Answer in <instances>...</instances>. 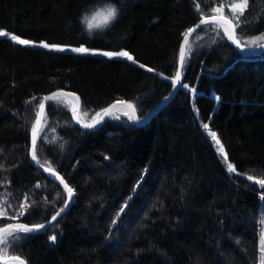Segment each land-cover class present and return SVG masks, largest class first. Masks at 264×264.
I'll list each match as a JSON object with an SVG mask.
<instances>
[{"label": "trees", "instance_id": "16d2710c", "mask_svg": "<svg viewBox=\"0 0 264 264\" xmlns=\"http://www.w3.org/2000/svg\"><path fill=\"white\" fill-rule=\"evenodd\" d=\"M233 2L0 0V30L33 42L0 37V226L43 224L66 202L29 156L44 95L77 93L84 120L119 99L144 118L173 88L184 33L219 6L232 18ZM108 5L116 19L90 31L82 17ZM234 22L237 39L252 46L264 33V0H248ZM41 43L125 50L136 62ZM186 52L188 87L144 124L122 115L84 130L65 100L47 104L37 160L65 179L72 203L46 231L10 238L7 254L27 264H258L264 190L247 177L264 179V52L238 51L216 23L197 28Z\"/></svg>", "mask_w": 264, "mask_h": 264}, {"label": "snow or ice", "instance_id": "6c2138e0", "mask_svg": "<svg viewBox=\"0 0 264 264\" xmlns=\"http://www.w3.org/2000/svg\"><path fill=\"white\" fill-rule=\"evenodd\" d=\"M197 7H199V5ZM228 7L231 9L232 19H229L228 17L223 15V6H221L219 8L213 9L214 13H220V15H210V16L204 15L200 19V24L196 25L195 28H189L184 33V44H182L180 47V65H181V68L176 71L175 79L172 80L173 87H185V88L188 87L187 85L181 83V81H182L181 69L183 68V66L185 64V57L187 55L185 46L188 45L189 36L196 30V28H200L202 25L210 24L212 22L223 21L225 24L228 25V27H225L223 29V34L226 35L227 38L229 40H231L234 44H236L237 47H239V48L244 47V45L241 43V41L239 39H237V37H236V29L238 27V24H234L233 20L239 21V19L243 16L245 9L248 7V0H236V2H233ZM117 15H118V9L112 5H108L103 10H97V11L92 12L91 15L83 16L82 22L86 23L87 28L91 31L92 29L101 27L102 25H108L110 22H112L116 19ZM8 35L9 34L7 32L0 31V37H7ZM10 38L12 41H15L16 43L21 44V45H31L33 43L32 41H29V40L20 39L16 35H12ZM262 40H264V35H262L259 38H253V39L249 40L248 44L249 45H257V46H264V45H261L259 43V41H262ZM42 46L45 48L50 47V45H48L46 43H42ZM51 47H56V46L52 45ZM60 50H63V49H60ZM72 51H75L78 53H87V52H89V49L84 48V47H80V48H73ZM187 51H191V49L188 48ZM103 55L108 56V57H125L129 61H133L134 63L136 62L134 60V57L132 55H130L127 51L104 52ZM140 67H145V66L140 65ZM148 71H154V70L149 68ZM59 95H61V94L53 93V95L51 97H46L45 99H48V100L55 99ZM76 99H77V101H79L78 97ZM217 99H219V98H217ZM120 103H123V102L121 101ZM44 107H45V105L43 103H41V105H40L41 110H43ZM128 107L132 109L133 114L132 115H129L128 113H124V114L129 115L130 120H136L137 117L134 114L135 113L134 107L131 104H129ZM110 114H111L110 109L106 108L103 110V115L101 113H97L96 116L93 117L92 122L84 124V127L91 128L95 124H98L101 120H103L104 116H107ZM39 115L40 114H38L37 124H39ZM85 115H87V114H85ZM203 127L205 129H208L207 124H204ZM210 135H211L212 139L216 142V144L219 145L217 150L222 155H224V159H225V161H227V154L224 153L223 145L220 143V140L218 139L216 133L210 132ZM37 136H38L37 126L33 125V154H32V159L34 161H37V163L39 164V161L37 160V156H36V151H35ZM40 166L44 167V165H40ZM227 167H228V170L230 172L236 171L235 167L231 163H228ZM45 170L52 173L53 175H55V178L58 179L60 181V183L64 185V188L67 191L68 197H69V199H71V197L73 195V189L68 187V185L64 182L63 178L59 177V175L55 173L54 169H52L50 165ZM247 179L249 181H254L256 184H259L261 186V189L264 190V179H257L254 176H248ZM261 198L264 199V197H261ZM27 207H28L27 204L21 205L22 210L19 213L20 216L25 215L24 210ZM61 211H63V209ZM120 211L123 212L124 209L122 208ZM59 215H60V213L57 212L56 215L52 217V220L55 221L57 216H59ZM113 223H115V221H113ZM261 224L264 225V218H262ZM46 227H47V225H45V224H37V225L31 226V227L26 226L24 224H18V225H9L7 229H0V259H3L4 264H8L9 261H14L15 264H25V262L23 260H21L19 257H7V252L9 250V247H8L9 239L10 238L12 240L23 239L24 237L19 235L20 233L29 234V233H32L34 231H39L41 229H45ZM50 239L55 240L56 237L53 236ZM261 243H262V246H264V228H262ZM262 259H264V257H262Z\"/></svg>", "mask_w": 264, "mask_h": 264}, {"label": "water", "instance_id": "95a60500", "mask_svg": "<svg viewBox=\"0 0 264 264\" xmlns=\"http://www.w3.org/2000/svg\"><path fill=\"white\" fill-rule=\"evenodd\" d=\"M211 15H220V14H211ZM210 16V15H209ZM227 17V16H226ZM229 19H232L230 17H228ZM201 19V18H200ZM200 19L191 27V28H195L196 25L200 24ZM219 22H222L224 23L223 21H219ZM233 23L235 24L234 20H233ZM225 24V23H224ZM227 27L228 25L225 24ZM197 29V28H196ZM231 30V29H230ZM191 36V35H190ZM189 36V38H190ZM236 37H237V31H236ZM189 41V40H188ZM231 41V40H230ZM232 45L240 52L244 53V54H249V55H254V54H259L261 52H264V46H252V47H243V48H239L236 46V44H234L232 41H231ZM184 44V37L182 39V42H181V45ZM261 45H264V43H262ZM187 46V45H186ZM185 46V47H186ZM181 47V46H180ZM181 68V65H180V50H179V56H178V60H177V70ZM182 71V69H181ZM179 87H173L172 90L163 98L160 100V102H158V104L144 117V118H140L139 115H138V112H137V109L134 105V103L130 100H124V99H119V100H115L113 102H111L109 105H107L104 109H110L111 113H112V110L114 108V106H117V105H124L126 107H128L129 104H131L134 109H135V116L137 117V119L135 120V123L138 124V125H141V124H144L146 122H148L152 117L153 115L177 92ZM53 93H58V94H64V95H71V96H74V97H78L79 98V101H77V106L74 110V113L72 114L73 115V120L74 122L81 128V129H84V130H94L98 127H100L102 124H104L106 122V120L110 117V115H107V116H104L103 120H101L98 124H95L93 127L91 128H88V127H84V124L80 122V119H79V114H80V111H81V108H82V100H81V97L75 93V92H72V91H69V90H63V89H57V90H54L52 91L51 93H48L46 95L43 96L42 98V101L41 103H43L45 105L44 109L41 110L40 106H39V109H38V112H37V115H36V119H35V124L37 126V132H38V135H39V131H40V128H41V125H42V121H43V118H44V114H45V109H46V106L47 104L52 100H48V99H45L46 97H51L53 95ZM123 102V103H120V102ZM40 103V105H41ZM129 108V107H128ZM130 111L132 112V109L129 108ZM38 114L39 115V124H37V119H38ZM133 114V113H132ZM38 137V136H37ZM32 154H33V131H32V135H31V140H30V150H29V156L31 158V160L33 161V163L40 169L42 170L43 172L49 174L54 180H56L61 186L62 188L64 189V191L66 192L67 194V191L66 189L64 188V185L60 183V181L58 179L55 178V175H53L52 173L46 171L45 169L47 168L46 166L44 167H41L40 164L37 163V161H34L32 159ZM56 174L59 175V177L63 178L56 170H54ZM144 177V176H143ZM64 182L67 184V182L65 181V179L63 178ZM68 185V184H67ZM69 187V185H68ZM73 196V195H72ZM72 203V197L71 199H69L68 197V194H67V198H66V202L64 203V205L61 207V209H59L57 212L60 213L59 216H57L56 220L53 221L52 220V217L56 215V213L45 223V225H47V227L45 229H41L39 231H34L32 233H35V232H44L46 231L52 224H54L67 210L68 208L70 207ZM63 209V211H61ZM18 224H24V223H20V222H12V223H7L5 225H2L0 226V229H7L9 225H18ZM26 226H34V225H29V224H24ZM37 225V224H35ZM7 257H19L21 260H23L25 262V264H27V262L20 256L18 255H15V254H7ZM9 262H12V261H9ZM0 263H4L3 259H0Z\"/></svg>", "mask_w": 264, "mask_h": 264}, {"label": "rangeland", "instance_id": "374dc122", "mask_svg": "<svg viewBox=\"0 0 264 264\" xmlns=\"http://www.w3.org/2000/svg\"><path fill=\"white\" fill-rule=\"evenodd\" d=\"M225 6H226V5H225ZM219 7H221V6H219ZM219 7H217V8H219ZM223 8H224V7H223ZM213 14H220V13H213ZM90 15H91V14H90ZM209 15H211V14H209ZM223 15L226 16L224 13H223ZM227 17H228V16H227ZM212 23H216V24L220 25L223 29H224L225 27H227V26H226L224 23H222V22H212ZM0 31L7 32V31H5V30H0ZM7 33L9 34L8 36H12V35H13V34H11V33H9V32H7ZM262 35H264V33H262L261 35H259V36L256 37V38H259V37H261ZM259 43H260V44L264 43V40L259 41ZM38 45H42V43H41V44H38ZM50 46H52V45H50ZM54 46H56V47H53L54 49H64V50H67V49H73V48H80V47H84V48H86L85 46L73 47V46H68V45H57V44H54ZM252 46H257V45H252ZM252 46H244V47H252ZM87 49H89V52L99 53V54H103L104 52H119V51L97 50V49H90V48H87ZM121 51H125V50H121ZM129 54H130V53H129ZM130 55H131V54H130ZM107 57H108V56H107ZM115 58H125V57H115ZM125 59H127V58H125ZM60 94H61V93H60ZM55 99H62V100H65L67 103H69V104L72 106V114L74 113V110H75V108H76V106H77V99H76V97L71 96V95H64V94H61V95H59V96H58L57 98H55ZM55 99H52V100H55ZM103 110H104V109H103ZM103 110H100V111H98L97 113H101V114L103 115ZM97 113H95V114L93 115V117L96 116ZM124 113H128L129 115H132V112L130 111V109H129L128 107H126V106H124V105H117V106H114V108H113V110H112V113L110 114V117H109V118H110V119H113V120H116V119H119L122 115H125ZM129 115H125V116H127V117L129 118ZM93 117H92L90 120H84L83 115H81V111H80L79 119H80V122L83 123V124L91 123ZM130 121L135 122V120H130ZM204 129H205V128H204ZM205 132H206V134L209 135L210 138L212 139V137H211V135H210V132H211V131H210L209 129H205ZM212 141L214 142L216 148L218 149L219 145H217L216 142H215L213 139H212ZM217 152H218V154L220 153L218 150H217ZM220 155H221V159L223 160L224 165L227 167V164L229 163V161H228V160L225 161V159H224V155H222L221 153H220ZM227 169H228V167H227ZM259 209H260V218H259V222H260V230H259V262H258V264H262V250H263V246H262V243H261V233H262V228L264 227V225L261 224V220H262V218H263L262 200H261V203H260V207H259ZM10 263H11V264H15L14 261H12V262H10Z\"/></svg>", "mask_w": 264, "mask_h": 264}]
</instances>
